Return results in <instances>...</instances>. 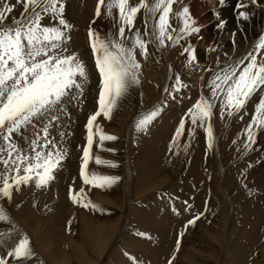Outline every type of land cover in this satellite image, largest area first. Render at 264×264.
Here are the masks:
<instances>
[{"label": "snow or ice", "instance_id": "snow-or-ice-1", "mask_svg": "<svg viewBox=\"0 0 264 264\" xmlns=\"http://www.w3.org/2000/svg\"><path fill=\"white\" fill-rule=\"evenodd\" d=\"M177 3L182 7L173 13V5ZM248 3L262 6L258 0H248ZM18 6L22 11L17 17L14 11ZM138 14L143 17V31L136 27ZM173 14L176 26L170 22ZM238 16L245 21L249 19L247 11H240ZM94 17L111 19L115 31L100 34L91 27L88 29L93 67L98 74L97 108L85 125L86 144L82 147L78 173L82 186L78 190L71 185L68 188L72 203L93 211L102 208L87 199L84 186L105 188L120 180L118 176L102 175L89 169L90 161L95 165L118 167L92 152L94 143L102 146L106 140L118 139L103 131L97 123L98 117L110 119L119 102L134 86L141 84L142 60L149 58L150 46L156 50L180 46V55L187 54L185 67H192L197 58L187 38L201 30L183 0H97ZM224 24L220 19L217 26L222 29ZM73 27L65 17V0H15L14 3L0 0V166L3 167L0 171V222L12 225L8 232L0 233V246L5 248L0 264H31L36 256L29 236L18 230L2 202L11 203L14 192H19L22 186L48 187L67 156L62 145L69 133L59 131L62 117L70 120L68 104L76 102L79 106L82 103L84 85L89 80L87 65L77 51L70 50ZM209 50L216 51L215 48ZM203 71L209 73V77L206 83L201 77L200 94L181 116L169 149L180 142L187 123V135L194 137L197 128L203 129L207 148L211 150L216 143L214 116L243 121L251 111L249 122L232 141L233 144L240 141L236 150L241 156H247L254 151L257 134L264 131V35L259 36L242 57L227 58L223 63L218 57L215 68ZM187 87L180 74H175L174 83L163 89L165 99L137 115L135 130L148 132L169 101H175L176 94ZM53 128L58 130L59 140L51 135ZM252 167L251 163L247 164V168ZM244 187L247 189V184ZM248 194H253L251 189ZM172 211L179 214L175 207ZM196 219L199 216L188 220L187 224H194ZM13 235L17 236L16 241L10 246L5 244V238L11 239ZM136 235L147 234L137 232ZM180 235L183 236V232ZM124 254L129 256L127 252ZM129 259L138 264L135 257L129 256Z\"/></svg>", "mask_w": 264, "mask_h": 264}, {"label": "bare ground", "instance_id": "bare-ground-1", "mask_svg": "<svg viewBox=\"0 0 264 264\" xmlns=\"http://www.w3.org/2000/svg\"><path fill=\"white\" fill-rule=\"evenodd\" d=\"M12 2L14 3L15 0H12ZM96 2L97 0H65V17L74 25L71 30L70 50L77 51L80 54V59L87 65L89 72V80L84 85L82 103L79 106L76 105V102L68 104L71 118L69 120L62 117V127H60L59 131L69 133L65 135L62 145L67 151V156L61 162L62 166L56 171V179L50 182L48 187L37 189L31 184L22 186L19 192H14L11 203L6 200L2 202L7 211L12 208L10 216L15 221L18 230L26 233L34 241V248L38 257H35L31 264H37L38 259L39 262L44 260L47 264H72V262L75 264H89L94 257L100 256V251L106 239L104 236L106 234L105 224L98 226L96 229L87 218L79 221L75 235L68 237L71 240L68 242L67 249L66 241H64L67 238L60 239L67 215L70 214V204L68 203V206L67 203L65 204V199L69 198L68 188L70 185L74 189L82 186V180L78 173L81 164L82 147L86 144L87 129L85 125L90 112L95 107L93 105L88 108L90 106L88 102L93 89H96L95 94L97 93L98 83L96 81L98 82V74L93 67L94 57L90 52L89 37L86 31L90 27L100 34L115 31L111 19L94 17ZM258 3L262 6L252 5L248 3V0H223V3H220V0H183V5L189 7L191 16L197 21V25L201 29L198 34H193L187 38V42H190L195 48L197 58L194 65L190 68L185 67L184 61L187 58V54L184 56L180 55L182 51L180 46L166 47L161 50H156L150 46L149 58L146 61L142 60V89L140 91L143 93L145 100L153 102L154 99L151 95L154 93L160 95L166 86L170 88L177 73L180 74L181 80L188 87L181 89L176 94L177 99L175 101L170 100L168 106L164 108L168 126L165 127L164 122L159 120L151 124L148 132H138L137 152L133 154L131 160V194L136 196V198L139 195L141 199H144V197L148 196L147 190L159 189L164 184L166 185L167 182L169 183V180L173 177L170 175H175L178 167L174 166L175 163L173 162V169L170 170V167L168 168L169 164H167L175 158V156L171 155L174 152L172 151L174 147L171 150L168 148V153L170 154L168 157H164L165 147L163 144L167 142L169 133H171V141L181 116L200 94L202 76L198 75L197 72L199 70L203 71L204 68H215L218 57L221 63L227 58L242 57L251 49L259 36L264 35V0H258ZM241 4H246L247 7L241 8ZM180 7L182 5L179 3L174 4L173 13L178 11ZM233 10L237 12V17L234 16ZM242 10L249 13V19L246 21L238 16V13ZM20 11H22V8L18 6L14 14L17 15ZM220 19L225 21L222 29L217 26ZM93 21L95 22L93 23ZM170 22L173 26H176L174 14L170 16ZM150 24L151 22H149V26ZM214 26L216 27L214 28ZM136 27L140 28L141 31L144 30V21L141 14L137 16ZM181 44H185V41H181ZM210 48H215L216 51H210ZM206 75L208 79L209 73ZM207 79L204 81L205 83ZM121 108L119 103L110 119L98 117L97 123L100 124L103 131L110 132L108 123L106 124L109 119L114 124L117 123L116 129L120 135L124 132L123 122L126 120L127 114L123 112L125 116H122L120 113ZM249 109H252L251 104ZM250 115L251 111L249 116H245L243 122L236 118H232L231 121L229 119L227 129L222 130L217 136L215 135L216 143L211 150L207 148L206 133L203 129L197 128L194 137L190 138L187 135L189 125L186 123V131L180 141L185 143V140L188 141L189 137L193 142V149L188 159L189 161L185 165L187 168L182 178H180L178 186L174 187L177 183L176 179V183L170 190L162 191L160 194L153 196L151 194L150 200L142 202L141 207L138 206V208L132 209L131 206V215L135 219V223L141 228L145 227V229H139L135 233H131L123 241V245L130 247L128 254L131 257H135L138 264H168L169 261H171V264H186L183 260L186 261L184 255L187 254H185L182 246L183 236L180 233L183 232L182 229L184 227H187V221L194 218L198 211L201 212L203 210L206 205L204 201L211 198L213 202L218 203L217 205L220 208V211L217 212L219 217L216 220L214 219L215 221L213 222L219 230H223L224 219H226L227 232L230 229L228 225V203L231 202L230 205L232 206L235 204L234 202L241 204L234 212L233 221V229H237L238 235L226 238L230 244H227L228 254L225 257L227 261L226 259L224 261L228 264L248 263L249 253L256 243L255 241L264 239V170L255 168L259 164H256V161L254 162L256 164H254L255 167L247 168L249 162L246 164L245 158H241V153L236 150L240 146V141L237 144H233L232 141L236 139L238 133L249 122ZM214 118V131H219L222 125L224 126L227 118L220 119L219 115L214 116ZM121 120L122 123L120 122ZM161 131L163 132L162 135L160 134ZM51 135L59 140L57 129L53 128ZM242 139L243 137H241ZM256 139V143L261 146L264 145V131L259 132ZM20 143L23 144V141L21 140ZM219 144L223 145L220 149ZM94 146H97V144L94 143L92 152L95 151ZM178 152H176V156L179 157L180 153ZM230 153L232 154L231 159L235 160V163L232 162L234 166L227 169L229 171H239L241 174L243 172L244 174L238 178V186L228 192L221 182L224 171L220 165H222V158ZM250 154L248 153V155ZM252 156L255 158V155L252 154ZM70 157L72 161H70ZM249 157L252 158L251 156ZM253 158L252 162H250L252 165ZM94 164V161H90L89 169L100 172L97 165ZM0 171H3L2 166H0ZM154 177L157 179L155 185H153ZM163 177L165 181L162 180ZM248 181H252L253 186L247 185V189H244V184H247ZM188 186H191L189 191ZM248 189L252 190V195L248 194ZM85 190H87V187H85ZM21 196L23 199L18 202L17 197L20 198ZM185 201H187V204L184 203ZM144 203H147V205ZM210 203L212 202L210 201ZM148 205L149 207H147ZM188 205H191V207L189 208ZM144 207L147 208L145 213ZM173 207L177 209L179 214L172 211ZM232 208L234 209L235 207L233 206ZM240 214L241 218L239 217L240 219L237 223L235 216ZM116 226L118 225H115L114 229H117ZM59 227H61V230ZM137 232H144L147 235L144 237L137 236ZM216 234V231H214L213 235ZM199 236L203 239L204 236H207V233H201ZM16 239L17 236L7 245L10 246ZM177 241H179V244H177ZM260 243H263V241ZM63 248L66 249L65 254ZM117 250L111 256L113 264H133L129 256L118 257L119 248ZM98 251L99 253H97ZM255 251L260 260L263 261L264 244H260L258 248L252 250L251 254ZM4 252L5 248L0 246V255H3Z\"/></svg>", "mask_w": 264, "mask_h": 264}, {"label": "rangeland", "instance_id": "rangeland-1", "mask_svg": "<svg viewBox=\"0 0 264 264\" xmlns=\"http://www.w3.org/2000/svg\"><path fill=\"white\" fill-rule=\"evenodd\" d=\"M232 12H233L234 16L237 17V12H235L234 10ZM16 16L18 17L19 14H17ZM262 18H263V16H262ZM215 27L216 26H214V28ZM86 32L88 33V30ZM200 64L203 65L202 63H200ZM197 73H198V75L204 77V81L207 79V75H206L207 73L206 72L199 70ZM96 83H98V82L96 81ZM141 89H142V76H141V84L134 86L129 91L128 95L119 102L120 106L122 107L120 109L121 115L125 116L123 114V112H125L127 114L126 115L127 118L123 122L124 132L121 133V135H120L118 130L116 129L117 123L114 124L113 121H110L108 119L106 124L108 123L110 132H105V131L104 132L106 134L115 135L118 137V139L115 141H107L106 140L103 142L102 146H100L98 144H97V146H94V148H95V151L93 152L94 155L98 154L102 159L112 161L118 165V167H116V168H111L109 166H103V165H97V167L100 171L98 173H100L102 175L120 177V180L117 181L115 184L111 185L110 187L96 188L93 186H85V187H87V190H85L87 199H91L93 202L100 205L102 210L93 211L89 208H83L80 205L72 203V201H70V198H67V200L65 199V204L67 203V206L70 204L69 205L70 214L67 215L68 219L66 218L67 222L65 221V224H64V227H63V230L61 233L62 236H60V239L67 238L64 240V241H66V249L68 248V242L71 240V238H68V237L75 235L78 222L81 221L83 218H87L90 221V223L94 225V228H96V229L98 228V226L105 224L106 234L104 236L106 237V239H105L103 247L100 251V256L98 255V257L97 256L94 257L89 264H113V262L111 261V256L113 255L115 250H117V248H119L118 257H126L124 253L125 252L128 253V251H130L129 250L130 247L123 245V241L131 233H135L139 229H145V227L141 228L140 226H138L135 223V219L131 215V210L133 208H136V207L138 208V206L141 207V203L146 202L145 200H147V201L150 200L151 196L156 195V194H160V192L165 191V190H170L171 187L176 183V179H177V183L174 187L178 186V184H179L178 182L180 181V178H182L183 173L187 168V166H185V165H187V163L189 161L188 159L190 158L191 153H192V149H193L192 140L189 139V137H188V141L185 140V143L187 142L186 144L189 145L190 148L189 147L185 148L186 144L184 142L180 141L179 144H177L176 147L174 146V148L172 149V151H174V152L171 155L175 156V158L172 159L174 161L170 160L171 162L167 163V164H169L168 168L170 167L169 168L170 170L173 169V165H172L173 162L175 163V164L173 163L174 166L178 167L176 169L175 175H170L173 177L169 180V183L167 182L166 185L164 184L163 186L159 187V189L153 188V189L147 190L146 193L148 192L147 194L149 197L148 196H146V197L141 196V197H144V199H141L139 195L136 198V196L131 194L132 193V189H131L132 161L131 160L133 158L132 157L133 154H136V152H137L136 142L138 140V132L135 130V127H134L135 118L137 117V115L140 112L147 111L148 109L152 108L157 103L164 100L165 95H166L163 91L160 95L154 93L153 95H151L152 98L154 99V101L153 102L147 101L143 97V93L140 91ZM95 91H96V89H93L92 93H90V100L88 99L89 102L87 101L88 104L90 105L89 106L87 104L89 106L88 108L95 105V107L93 108V110L91 112H93L97 108V103H96L97 93L95 94ZM70 104L71 103H69V105ZM84 112H86V111H84ZM91 112H90V115L92 114ZM229 119L231 121L232 118H227L226 119L227 122L225 120L224 126L222 125V128L219 131H217V130L214 131V135L217 136V134H220V132L222 130L227 129V127L229 125L228 124ZM159 120H162L164 122L165 127L168 126L166 119H165V110H163L160 113V115L153 121V123L156 121H159ZM214 121H215V118H213V123H214ZM120 122L122 123V120ZM241 122H243V121H241ZM115 131H117V132H115ZM162 133L163 132L161 131L160 134L162 135ZM170 135H171V133H169V135L167 137V142L163 144V146L165 147L164 154H163L164 157H168L170 154V153H168V148H169V143H170ZM256 141H257V139H256ZM255 144L256 145H254V151L249 152L251 154L247 155L248 157L247 156H245V157L241 156V158H243V159L245 158L244 160H246V164H247L248 162L249 163L252 162V158H253L252 154L255 155V158H253L254 159L253 160V166L255 167V165L259 163L258 165H256L257 167H255V168L264 170V148H263L264 145L261 146L259 143H255ZM263 144H264V142H263ZM217 145H218V143H217ZM222 146H223L222 144H219V149ZM108 149H114V151H108ZM177 151H179L178 153H180L179 157L176 156ZM182 152H183V154H182ZM167 153H168V155H167ZM174 153H175V155H174ZM178 153H177V155H178ZM231 156H232L231 153L227 154L224 158H222L223 161L221 160L222 165L219 164L224 171L223 172L224 174L221 177V182L223 183L225 189H227L228 192L230 190H233L234 187L238 186V184H239L238 178L242 175L241 173H239V171L234 170L235 171L234 172L232 170L229 171L227 169V168L230 169L234 166V165H232L233 164L232 162L235 163V160H232ZM249 156H251L252 158H250ZM248 158H250L249 160H251V161H249ZM255 159H257V160H255ZM70 161H72L71 157H70ZM255 161H256V164L254 163ZM257 161H259V162H257ZM219 163H220V161H219ZM164 164H166V163H164ZM263 173H264V171H263ZM234 178H235V181H234ZM254 179L257 182H259L255 177H254ZM162 180L165 181L164 177ZM156 183H157V179H156V177H154L153 178V185H155ZM231 183H232V185H230ZM127 184H129V185H127ZM227 185H228V188H227ZM247 185L253 186V182L248 181ZM196 186H198V185H196ZM229 186H231V187L229 188ZM75 189L78 190V188H75ZM189 189H191V186H188V191H189ZM244 189H246V188H244ZM146 193H145V195H147ZM62 196H63V194L61 195V198H62ZM22 199H23L22 196L20 198L17 197L18 202ZM211 199L204 201L206 203V205L204 206L203 210L201 212H199V211L197 212L196 216H199V219H196L194 224H191V225L188 224L187 227H184L182 229L183 230V240H182L183 245L182 246L185 250V254H187V255H184V258L186 259V261L183 260V262L186 264L187 263L188 264H195V263L196 264H225V263H227L226 262L227 258H225V257H227V254H228L227 244L229 245L230 242L228 243V240L226 238H228V236H229V238H231V236L234 237V236L238 235L237 229L236 230L233 229V223H234L233 221H234V212L236 211L238 206H241V204L234 202L235 204L233 203L234 204L233 206L235 208L233 209L232 208L233 206L230 205L231 202L229 201L230 203H228V205H229L228 206V217H229L228 218V225H229L230 229H229V232H227V228L225 226L226 219H224V224L222 222V224L224 225L223 230H221V229L219 230L217 225H215L213 222L219 217L217 212L220 211V208L217 205L218 203L213 202ZM207 201H208V203H207ZM210 201L212 203H210ZM14 202H17V201H14ZM71 204H73V205H71ZM144 204L147 205V203H144ZM131 206H132V209H131ZM206 206H207V208H206ZM147 207H149V205ZM72 208H74V209H72ZM146 209L147 208L144 207V213L147 211ZM72 210H74V211L71 212ZM6 211H7V209H6ZM7 213L10 215L12 213V208H11V210H8ZM201 213H203V215H200ZM239 217L241 218V214L235 216L237 223H238V220L240 219ZM194 218H191V219H194ZM197 221H198V223H196ZM131 222H132V224H131ZM199 224L201 225L200 227H199ZM115 225H118V226H116L117 229H114ZM11 227H12V225H10L6 222H0V233L8 232L11 229ZM225 228H226V230H225ZM59 229L61 230V227H59ZM214 231H216V233H217L216 235H213ZM20 232H22V231H20ZM205 232L207 233V236H204V238L201 239L199 235L201 233L203 234ZM228 233H229V235H228ZM68 234H70V235H68ZM257 234H259V233H257ZM15 236L16 235H13L11 239L5 238L4 243H6V244L10 243L14 239ZM61 237H63V238H61ZM226 241H227V243H226ZM262 241H263V243H260ZM30 242H31V246H32L34 252L37 253L35 248H34L35 247L34 241L31 238H30ZM255 242L256 243L252 247L251 252H252V250L258 248L260 246V244H264V239L262 238V240H256ZM256 246H258V247H256ZM1 247H3V246H1ZM66 249L63 248L64 254H65ZM224 252H225V254H224ZM251 252L249 253L250 256H249V261L247 264H264V260L263 261L260 260L259 256L256 254L257 253L256 251L253 252L252 254H251ZM97 253H99V251ZM35 257H38V255H36ZM224 259H226V261H224ZM38 261H39V259H38ZM42 262H44V263H42ZM42 262H40V263L41 264H47L46 261H44V260H42ZM72 264H75V263L72 262ZM114 264H118V263H114Z\"/></svg>", "mask_w": 264, "mask_h": 264}]
</instances>
